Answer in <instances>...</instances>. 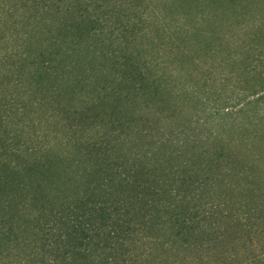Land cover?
<instances>
[{"label": "trees", "instance_id": "obj_1", "mask_svg": "<svg viewBox=\"0 0 264 264\" xmlns=\"http://www.w3.org/2000/svg\"><path fill=\"white\" fill-rule=\"evenodd\" d=\"M223 1H189L202 37ZM100 2L0 0V264H264V106L176 123L165 73L120 39L146 18ZM48 101L65 135L39 143L23 118Z\"/></svg>", "mask_w": 264, "mask_h": 264}, {"label": "rangeland", "instance_id": "obj_2", "mask_svg": "<svg viewBox=\"0 0 264 264\" xmlns=\"http://www.w3.org/2000/svg\"><path fill=\"white\" fill-rule=\"evenodd\" d=\"M100 1L104 9L113 8L112 20L131 5L138 15L146 18L141 24L128 26L125 39L119 33L120 39H128L143 58L158 64L159 74L165 73V108L181 107L176 123L192 121L205 134V128L215 132L229 121H245L242 114L245 108L261 110L264 106V0L223 1L206 37L196 30L190 0ZM205 41L211 50L209 57L203 54ZM232 54H236L234 59L229 57ZM97 82L91 77L88 88ZM176 89L179 95H174ZM192 89L193 95L189 92ZM33 97L39 98L35 94ZM45 103L40 109L28 107L23 118L24 136L37 135L39 143L62 138L66 130L60 119L50 113L55 104ZM61 104H68L64 95ZM139 105L144 106L142 102ZM156 105L149 111L160 109ZM148 117L152 114L148 113ZM262 117L260 114L253 120L264 122ZM226 134L221 132L223 136Z\"/></svg>", "mask_w": 264, "mask_h": 264}]
</instances>
